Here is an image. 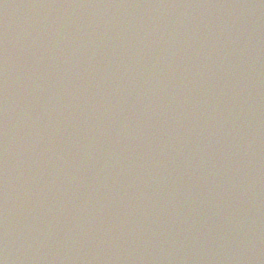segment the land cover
Returning a JSON list of instances; mask_svg holds the SVG:
<instances>
[{"label": "water", "instance_id": "obj_1", "mask_svg": "<svg viewBox=\"0 0 264 264\" xmlns=\"http://www.w3.org/2000/svg\"><path fill=\"white\" fill-rule=\"evenodd\" d=\"M0 264H264V0H0Z\"/></svg>", "mask_w": 264, "mask_h": 264}]
</instances>
